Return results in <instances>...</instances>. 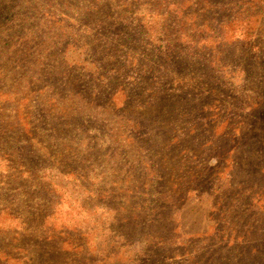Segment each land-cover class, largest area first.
I'll use <instances>...</instances> for the list:
<instances>
[{
  "label": "rangeland",
  "instance_id": "obj_1",
  "mask_svg": "<svg viewBox=\"0 0 264 264\" xmlns=\"http://www.w3.org/2000/svg\"><path fill=\"white\" fill-rule=\"evenodd\" d=\"M10 1L0 264H264V50L182 52L162 0ZM22 147L41 200L12 169Z\"/></svg>",
  "mask_w": 264,
  "mask_h": 264
},
{
  "label": "trees",
  "instance_id": "obj_2",
  "mask_svg": "<svg viewBox=\"0 0 264 264\" xmlns=\"http://www.w3.org/2000/svg\"><path fill=\"white\" fill-rule=\"evenodd\" d=\"M3 1L0 0V47L11 48V45L19 46L22 44L21 42L24 38V24L20 23V15H16L21 9L15 12L19 3H11L10 0ZM155 8V13L157 15H164L166 19H168L166 25L168 27H174V31L178 37V43L182 41L185 35L188 38L184 46L182 44L177 45L180 48H184L182 52L192 47L198 50L199 47L202 46L203 41L206 42V48L202 50L208 52L214 43L222 44L225 40L233 41L240 38L244 41L242 47H245L247 51H251L254 48L260 51L264 50V20L260 21V19L264 17V0H162L159 7ZM13 12L16 16L4 25V15L6 13L12 14ZM22 14L23 13H21V15ZM252 36H254L255 39ZM4 40L7 45L3 44ZM208 41H211L212 44L211 42L208 43ZM209 52L213 55L212 49ZM249 92L253 93L254 90L250 89ZM17 150L18 155L16 153L14 156L19 158L18 161L15 162L18 163L19 166H13L12 169L17 172L16 177H18V180L19 178L27 177L32 185L35 184L34 179L38 180V185H36L38 186V192L32 194L29 191L26 193L30 197L29 202L41 200L42 197L38 194H46L41 185H39V180H42L43 176L39 175L36 166L30 165L27 157H24V155H26L24 147L18 148ZM27 188H31V186ZM15 189L21 191L19 187ZM21 206L24 205L20 203L19 207ZM3 209L9 211L6 207ZM14 209L16 210V208ZM27 209L29 210L27 212L29 216L26 214L22 216H25L28 224L32 225L30 229L39 228L38 224L40 223L44 225L42 204L35 203L34 205H28L27 203ZM16 212L21 215L17 210ZM18 218L21 219L20 217ZM262 235V241H264V234ZM18 248L22 249V246H18ZM23 251L24 255H28L30 261L24 264L39 263V257L30 259V249H25ZM36 254L39 255V252L36 251ZM262 254L264 257V252ZM39 256L43 259L41 255Z\"/></svg>",
  "mask_w": 264,
  "mask_h": 264
}]
</instances>
